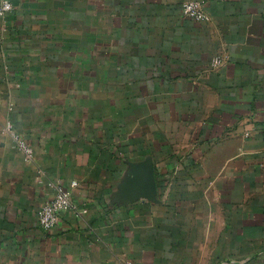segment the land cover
I'll return each mask as SVG.
<instances>
[{
	"label": "crops",
	"instance_id": "1",
	"mask_svg": "<svg viewBox=\"0 0 264 264\" xmlns=\"http://www.w3.org/2000/svg\"><path fill=\"white\" fill-rule=\"evenodd\" d=\"M10 1L0 264H264V0ZM74 181L87 212L44 231Z\"/></svg>",
	"mask_w": 264,
	"mask_h": 264
},
{
	"label": "built area",
	"instance_id": "2",
	"mask_svg": "<svg viewBox=\"0 0 264 264\" xmlns=\"http://www.w3.org/2000/svg\"><path fill=\"white\" fill-rule=\"evenodd\" d=\"M183 14L186 18L197 22L208 21L209 17L202 9L201 3L195 0L187 1L183 4ZM14 10L10 0H4L0 5V16H5ZM217 64L220 61H216ZM5 132L9 136L13 147L19 152L26 161L32 162L35 157V149L30 142L15 130L13 122H8ZM78 186L77 182H72L69 187L63 184L49 185L52 191L51 198L43 203L38 211V220L41 228L50 232L55 229L62 220L63 214L67 211H73L78 216L87 212L85 208L77 207L72 200V191Z\"/></svg>",
	"mask_w": 264,
	"mask_h": 264
}]
</instances>
